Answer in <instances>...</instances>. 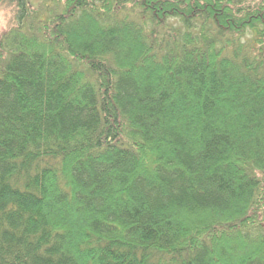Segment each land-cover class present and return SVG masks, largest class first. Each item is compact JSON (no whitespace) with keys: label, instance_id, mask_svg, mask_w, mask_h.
I'll list each match as a JSON object with an SVG mask.
<instances>
[{"label":"trees","instance_id":"trees-1","mask_svg":"<svg viewBox=\"0 0 264 264\" xmlns=\"http://www.w3.org/2000/svg\"><path fill=\"white\" fill-rule=\"evenodd\" d=\"M0 264H264V0H0Z\"/></svg>","mask_w":264,"mask_h":264},{"label":"rangeland","instance_id":"rangeland-1","mask_svg":"<svg viewBox=\"0 0 264 264\" xmlns=\"http://www.w3.org/2000/svg\"><path fill=\"white\" fill-rule=\"evenodd\" d=\"M34 1L38 3L40 0ZM13 17L12 7L4 3L0 4V35L15 23Z\"/></svg>","mask_w":264,"mask_h":264}]
</instances>
